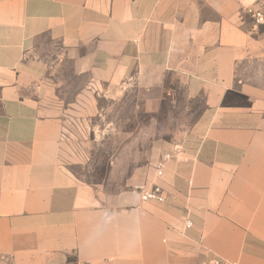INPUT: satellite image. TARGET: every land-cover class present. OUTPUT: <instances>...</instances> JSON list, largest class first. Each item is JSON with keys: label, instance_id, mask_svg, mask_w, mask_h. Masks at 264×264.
I'll return each mask as SVG.
<instances>
[{"label": "crops", "instance_id": "1", "mask_svg": "<svg viewBox=\"0 0 264 264\" xmlns=\"http://www.w3.org/2000/svg\"><path fill=\"white\" fill-rule=\"evenodd\" d=\"M251 3L264 10V0H0V255L264 264V88L236 79L239 63L264 57ZM45 36L88 74L72 101L39 80L33 53ZM168 75L206 108L163 175L151 167L140 181L167 201L105 195L67 167V133L96 113L97 91L161 87Z\"/></svg>", "mask_w": 264, "mask_h": 264}, {"label": "rangeland", "instance_id": "2", "mask_svg": "<svg viewBox=\"0 0 264 264\" xmlns=\"http://www.w3.org/2000/svg\"><path fill=\"white\" fill-rule=\"evenodd\" d=\"M259 26L264 24L255 28ZM33 59L37 60L39 80L55 88L65 103L74 99L88 79V74L75 71L70 51L49 36L34 50ZM237 71L236 79L264 88V57L242 61ZM186 88L168 75L161 87H144L130 80L121 91L112 89L106 95L97 91L96 113L67 133L62 148L67 167L105 195L120 191L139 194L150 188L157 182L146 186L140 181L151 167L156 177L163 175L156 174V163L169 154L165 167L206 108L204 95L191 94ZM0 264L12 263L8 256L0 255Z\"/></svg>", "mask_w": 264, "mask_h": 264}, {"label": "built area", "instance_id": "3", "mask_svg": "<svg viewBox=\"0 0 264 264\" xmlns=\"http://www.w3.org/2000/svg\"><path fill=\"white\" fill-rule=\"evenodd\" d=\"M245 9L248 15L250 16L254 27L257 25L264 24V10L262 8L256 7L254 5L253 6L250 5V6H247ZM168 158H169V154H165L163 158L156 163L155 169H156V174L158 176L162 175L163 173L162 170L164 167L165 160ZM166 196L167 195L164 193L163 188L157 183H154L148 189H143L139 193L140 199L145 200V201L164 202L167 199ZM190 225H191V222L188 220L186 222V226L189 227ZM199 264H240V263L237 261H227V260H223L219 258H212L207 261L201 262Z\"/></svg>", "mask_w": 264, "mask_h": 264}, {"label": "trees", "instance_id": "4", "mask_svg": "<svg viewBox=\"0 0 264 264\" xmlns=\"http://www.w3.org/2000/svg\"><path fill=\"white\" fill-rule=\"evenodd\" d=\"M260 29H261V27H260ZM66 264H77V258H76V256H70V257H68V260H67Z\"/></svg>", "mask_w": 264, "mask_h": 264}]
</instances>
